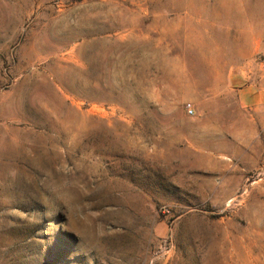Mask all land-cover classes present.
Returning <instances> with one entry per match:
<instances>
[{
    "label": "rangeland",
    "instance_id": "rangeland-1",
    "mask_svg": "<svg viewBox=\"0 0 264 264\" xmlns=\"http://www.w3.org/2000/svg\"><path fill=\"white\" fill-rule=\"evenodd\" d=\"M263 70L264 0H0V264H264Z\"/></svg>",
    "mask_w": 264,
    "mask_h": 264
},
{
    "label": "built area",
    "instance_id": "built-area-1",
    "mask_svg": "<svg viewBox=\"0 0 264 264\" xmlns=\"http://www.w3.org/2000/svg\"><path fill=\"white\" fill-rule=\"evenodd\" d=\"M263 79H264V70H263ZM186 111H187L189 116H193L194 111H195L193 105L192 104L186 105Z\"/></svg>",
    "mask_w": 264,
    "mask_h": 264
}]
</instances>
